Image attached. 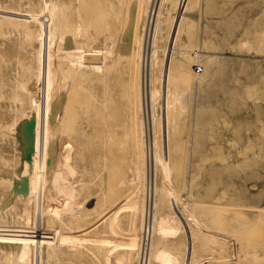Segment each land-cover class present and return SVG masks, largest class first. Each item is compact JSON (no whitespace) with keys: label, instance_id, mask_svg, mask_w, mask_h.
Masks as SVG:
<instances>
[{"label":"rangeland","instance_id":"obj_1","mask_svg":"<svg viewBox=\"0 0 264 264\" xmlns=\"http://www.w3.org/2000/svg\"><path fill=\"white\" fill-rule=\"evenodd\" d=\"M126 2L125 27L114 33L113 63L127 68L121 104L126 127L123 149L129 152L132 141H140L136 132L143 113L141 67L137 59L143 18L139 9L141 0ZM22 6L26 11L21 15L13 11L16 6L11 3L6 8L0 7L1 15L18 21L11 25L0 17V100L2 89H6L12 93L7 101L13 103V99H18L16 104L20 108L17 116L0 120V144L18 141L17 154L23 156L24 146L32 145V133H25L32 103L27 102L28 97L24 98L22 92L15 97L14 88L24 89L31 84L29 78L39 70L34 56L42 54L50 37L40 32L31 35L37 15L40 18L36 23L47 22L40 11L41 0H23ZM170 10L175 20L170 28L171 42L160 43L166 48L159 49L163 55L160 54L161 63L155 71L160 85L157 127L163 147L169 153L166 158L169 164H163L168 165L163 174L162 197L174 208L181 193L189 194V199L207 207V211L202 217L171 220L168 224L160 219L154 233V239L157 241L158 237L160 241L155 242L153 264L167 261V264H251L248 258L253 256L257 257L253 264H264V214L260 212L264 210V45L261 44L264 40L257 38L264 33V0H171ZM13 28L25 29L26 37L7 39L5 34ZM67 46L71 48V43ZM197 66L202 71L198 72ZM14 68L21 73L5 80L8 71ZM55 76L54 73L52 86L58 85L59 78ZM9 79L19 82H8ZM59 109L58 105L55 111ZM150 133L148 128V136ZM56 149L59 154L58 144ZM31 150L34 152V147ZM33 158L36 160L35 155ZM22 160L24 157L14 166H0L4 172L0 175L2 179L9 171H15L13 194L17 198L29 197L33 191L28 184L31 166L22 165ZM123 166L128 173V164ZM133 169L135 176L126 179V191L116 203L114 214L119 217L129 252L135 256L136 264H140L143 201L142 195L129 194L130 186L134 191L139 189L140 168L133 166ZM60 170L61 166L51 162L45 166V206L49 205L53 172L60 174ZM58 189L60 186L56 185ZM84 200L80 194L76 197L68 190L60 204L66 207L65 203L70 201L75 207L77 218L71 214L68 217L76 238L83 236L90 223V211ZM40 228L35 229L38 238L43 235ZM27 253L21 250L18 264L28 262ZM74 263L83 264L81 260Z\"/></svg>","mask_w":264,"mask_h":264},{"label":"bare ground","instance_id":"obj_2","mask_svg":"<svg viewBox=\"0 0 264 264\" xmlns=\"http://www.w3.org/2000/svg\"><path fill=\"white\" fill-rule=\"evenodd\" d=\"M126 1L41 0L40 11L47 22L45 25L36 23L40 18L37 15L31 35L47 33L50 40L42 54L34 56L35 67L39 70L29 78L31 84L24 89L14 88V96L22 92L24 98L28 97L27 102L32 103L25 131L32 133V145L24 146L22 156L17 154L18 141L0 144V166H14L22 157L21 164L31 166L28 184L33 191L29 197L17 198L13 194L17 180L15 171H9L3 179L0 177V264H18L21 250L28 251V262L24 261V264H75L78 260L83 264H136L119 217L114 214L116 203L126 191V179L135 176L133 166L140 168L137 172L139 189L134 191L130 186L129 194L142 195L143 201L140 264H153L155 242L160 241L158 237L159 241L154 239V233L160 219L166 223L188 220L202 217L207 211V207L189 199V194L181 193L174 208H170L162 197L163 174L169 164L166 159L169 153L163 147L157 127L160 85L155 71L157 64L161 63L160 54L163 55L159 49L166 48L160 43L167 45L171 42L170 28L175 23L170 14L171 0L140 2L143 23L137 59L141 67L143 113L136 132L140 141H132L129 152L123 149L126 127L121 97L127 68L125 65L116 67L113 60L116 57L114 33L125 27ZM7 3L16 6L13 11L17 15L26 11L23 0L0 1V7L6 8ZM0 17L11 25L18 22L1 14ZM24 30L13 28L5 34L6 38L22 40L26 37ZM257 38L263 41L264 33ZM69 42L71 48L67 46ZM20 73V69L14 68L4 79L15 78ZM54 73L56 79L59 78L56 86H52ZM9 80L19 82L18 79ZM11 94L2 89L0 120L5 121L3 118L20 113L16 104L18 99H13V103L7 101ZM58 105L60 109L55 111ZM148 128H151L149 136ZM56 144L60 148L59 154ZM48 162L61 166V170L60 174L53 172L55 179L50 185L49 205L45 206L43 195L47 191L45 166ZM124 163L129 166L128 173L124 170ZM165 163L168 164L164 166ZM2 173L0 171V175ZM56 185L60 186L58 191ZM68 190L76 197L83 196L84 205L90 211V223L81 238L73 235L74 227L68 217L71 214L72 218H77L75 207L70 201L65 203L68 204L66 207L60 206L63 193ZM260 212L264 214V210ZM39 227L43 229V235L38 238L35 229ZM254 257L257 258H248V262L252 260L250 263L253 264Z\"/></svg>","mask_w":264,"mask_h":264},{"label":"built area","instance_id":"obj_3","mask_svg":"<svg viewBox=\"0 0 264 264\" xmlns=\"http://www.w3.org/2000/svg\"><path fill=\"white\" fill-rule=\"evenodd\" d=\"M197 70L201 71L202 70L201 66H197Z\"/></svg>","mask_w":264,"mask_h":264}]
</instances>
